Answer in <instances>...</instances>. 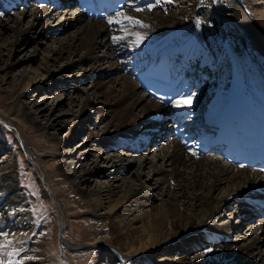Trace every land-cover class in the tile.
Returning a JSON list of instances; mask_svg holds the SVG:
<instances>
[{
  "label": "bare ground",
  "instance_id": "obj_1",
  "mask_svg": "<svg viewBox=\"0 0 264 264\" xmlns=\"http://www.w3.org/2000/svg\"><path fill=\"white\" fill-rule=\"evenodd\" d=\"M70 1L67 0L65 4ZM28 2L29 0H0V5L8 12L13 10V5L17 8L28 5ZM35 2L36 5L30 11L33 26L64 18L78 32V37L63 43L58 49H51L48 56L50 61L67 54L79 58L81 64L90 63L93 69L100 68L106 60L110 63V73L98 69V76L104 75L105 80L95 81L94 89L100 91L99 95L104 99L103 105L110 108L117 124L112 126L110 121L101 134H94L93 139L98 145L103 149L114 148L108 141L120 136L118 139L127 141L118 140L116 146L123 152L133 150L135 141L130 134L141 124H144L145 130L153 131L147 134L149 137H156L155 131L159 130L165 131L170 138L158 150L157 156L159 161L168 165V169L153 168L150 178L160 196L161 203L157 207L152 203L153 199L144 194L141 174L136 173L139 187L131 181L123 182L121 203L111 205V213H103L98 193L85 188L95 171L88 166L74 170L71 165L64 164L66 176L84 190V197L89 205L88 215L94 220L106 219L99 229L96 227L98 225L95 226L97 230L90 246L109 253V249L116 244L118 255L116 258L110 256L108 264H170L172 260L168 259L175 253L181 256L178 258L179 262L174 264H264V252L260 249L263 244L260 233L263 232L264 220H258V226L250 229L252 233L248 237L230 229V221H227L226 215L227 211L233 209L239 210L232 211L234 216L248 214L255 208L254 201L264 200V176L251 169L235 167L226 161L224 163L219 156L206 155L198 158L193 155L178 140V134L173 136L177 125L172 123L174 114L171 113L185 112V108H177L174 104L167 108L148 98L130 75L131 70L140 64L147 66L161 53H173L181 67L188 68L187 72L193 69L194 73L201 71L203 74L196 77L200 76L211 85L205 91L207 95L200 99L201 102L193 100L191 110L193 113L200 110V114H196L197 120L201 124L206 123L222 108L228 93V54L235 51L252 56L255 50L264 54V5L257 0H160L158 4L157 0H130L123 12L150 26L147 29H130L141 34L147 33L143 43L137 44L136 36L121 31L124 25L108 24L109 18L116 17V14L105 21L88 20L77 9L57 11L54 0ZM149 3L155 5L152 11L147 10ZM129 5L130 11L127 9ZM137 7L145 10L137 12ZM26 14L27 10H23V15ZM6 28L10 30L12 37L4 40L3 35H0V42L4 45L1 48L8 51L16 49L28 37V32L19 29L17 19L0 20V34ZM113 36L125 38L114 42ZM97 53H102V57L97 56ZM19 84L13 86L15 104L29 98V87L36 85L26 75ZM3 86L1 83L0 89ZM96 94L98 93H92V98L86 95L80 111L72 115V122L85 119L87 106L100 109ZM28 109L30 117L38 123L40 130H52V136L59 135V129L45 113L40 112L39 108ZM141 116L144 117L143 121ZM40 117H44L46 123H39ZM98 119L101 121V117ZM191 120L190 117L187 122ZM65 123L60 129L71 126L70 123ZM169 123L173 126H169ZM58 141L60 144L64 143L61 139ZM144 147L147 150L151 145ZM32 153L36 152L32 150ZM116 158L119 164L114 166V172L122 174L128 168L123 163V155H116ZM92 162L94 163L93 159ZM110 162H113L112 158ZM222 185L228 187V194L219 200L213 198V193ZM112 187L113 184L109 183L104 188L109 195L113 194ZM145 207L149 211H142ZM23 211L24 201L15 183L12 158L0 160V232L8 233L7 240L14 241L25 250L29 237L26 224L29 220ZM139 211L141 214L137 215ZM249 217L246 216L250 221ZM247 223L251 227L252 223ZM4 241L5 238L0 236V242ZM181 245L195 248L198 254L189 259V262L186 261L187 252H178ZM209 248L212 251H207ZM31 253L22 259V264L43 263V258H40L41 250L37 246L32 248ZM163 253L167 256L162 255Z\"/></svg>",
  "mask_w": 264,
  "mask_h": 264
},
{
  "label": "rangeland",
  "instance_id": "obj_2",
  "mask_svg": "<svg viewBox=\"0 0 264 264\" xmlns=\"http://www.w3.org/2000/svg\"><path fill=\"white\" fill-rule=\"evenodd\" d=\"M257 1L264 5V0ZM28 3L31 5L17 8L13 5V10L8 12L0 5V20L17 19L19 29L28 32V37L16 49L8 51L1 48L4 45L0 42V84H4L0 89V160L12 158L15 183L24 201L23 214L29 220L26 224V233L29 237L25 250L13 241L15 247L20 250L15 260L22 264V259L28 254L31 255L32 248L37 246L42 253L40 254V258H43L42 264H108L110 256L116 258L118 255L117 245L110 248L109 253L90 246L94 232L99 229L102 222H106V219L94 220L88 215L89 205L84 197V190L82 191V187L73 184L66 176L64 164L71 165L74 170L88 166L95 171L85 188L98 193L103 204V213L104 211L111 213V205L121 203L123 182L131 181L139 187L136 173L141 174L144 194L153 199L152 203L157 207L161 203L160 196L158 188H155L150 178L153 168L168 169V165L159 161L157 156L158 150L165 146L170 138L167 136L163 139L159 135L149 137L147 134L153 131L145 130L144 124H141L130 134L135 141L132 145L133 150L123 152L116 146L118 140L127 141L118 139L120 136L108 141L110 145L115 146L114 148L100 147L93 139L94 134H101L110 121L112 126L117 124L110 108L103 105L104 99L99 95L100 91L94 89L95 81L105 80L104 75L98 76L97 72L100 71L98 69L110 73V63L106 60L102 63L103 67L93 69L90 63L81 64L79 58L67 54L50 61L48 56L51 49H58L63 43L66 44L78 37L77 29L70 26L64 18L61 21L40 22L33 26L30 11L36 4L34 0H29ZM73 6L74 0H71L56 10L63 12L65 8H70L72 11L75 10ZM127 9L130 11L131 7ZM23 10H27L25 16ZM0 35H3L4 40H10L12 37L7 28L3 29ZM97 56L102 57V53H97ZM25 75L35 81L36 85L29 87V98L15 104L13 86L20 85ZM209 86L211 85L207 81L200 98L196 100L202 101L200 99L207 95L205 91ZM95 92L98 93L96 98L100 109L87 106L85 119L72 122V115L80 111L86 95L92 98V93ZM28 108H39L40 112L45 113L59 129V135L52 136V130L48 132L40 130L38 123L30 117ZM98 117H101L102 122ZM143 120L144 117L141 116V121ZM38 121L41 124L46 123L44 117H40ZM64 123H70L71 126L60 129ZM59 139L64 143L60 144ZM147 145H151L150 149L144 150L143 146ZM32 150L36 153H32ZM116 155H123V163L128 168L122 174L114 172V166L119 164ZM111 158L113 162H110ZM222 162L225 163L224 160ZM109 183L113 184L112 195L104 189ZM227 190L228 187L222 185L212 196L219 200L228 194ZM146 210L149 211V208L145 207L142 211ZM232 211L239 210L226 212L227 221H230L229 228L249 237L252 233L250 229L258 226L259 219H253L249 212L234 216ZM136 214L140 215L141 212ZM128 216L132 218L131 214ZM246 216H251L250 221ZM247 222L252 223L251 227L247 226ZM260 234L263 240L260 249L264 252V228ZM178 250L184 254L187 252L188 262L198 254L195 248L183 245ZM179 256H181L179 253H175L167 259L172 260L170 264H174L179 262ZM139 263L142 264V262L132 264Z\"/></svg>",
  "mask_w": 264,
  "mask_h": 264
},
{
  "label": "snow or ice",
  "instance_id": "obj_3",
  "mask_svg": "<svg viewBox=\"0 0 264 264\" xmlns=\"http://www.w3.org/2000/svg\"><path fill=\"white\" fill-rule=\"evenodd\" d=\"M160 2V0H157V4ZM171 2V0H169ZM155 7L154 4H147V10L152 11ZM145 9L137 7L135 8V11L137 12H143ZM108 24H120L124 25V27L121 28V31L127 32L129 35H134L137 37L136 43L141 44L143 43L144 39L147 37V33L141 34L140 32H134L130 29L132 28H141V29H147L150 26L143 21L127 15L124 12H119L116 14V17L109 18ZM125 37H117L113 36L112 39L114 42H118L121 39H124ZM195 94L189 95V96H182L179 99L175 100L173 103L177 108H191L193 103V96ZM193 155H196L195 152L192 153ZM243 167V165H241ZM8 233L6 232H0V236H3L5 238L4 242H0V264H20L19 261L15 260V257L20 254V250L17 249L11 240H7ZM207 251H212V249H207ZM7 257L8 259H5Z\"/></svg>",
  "mask_w": 264,
  "mask_h": 264
}]
</instances>
